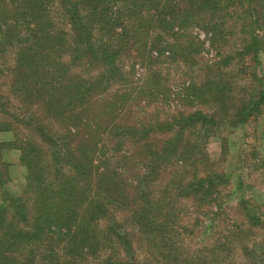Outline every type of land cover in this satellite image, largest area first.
<instances>
[{"label": "trees", "instance_id": "obj_1", "mask_svg": "<svg viewBox=\"0 0 264 264\" xmlns=\"http://www.w3.org/2000/svg\"><path fill=\"white\" fill-rule=\"evenodd\" d=\"M56 8L58 21L52 16ZM192 27L202 31L217 60L197 66L201 80L182 85L185 94L177 98L187 107L202 102L217 111L181 108L124 123L130 71L123 61L131 59L133 71L176 56L193 67L204 39L191 36ZM235 33L232 43L228 37ZM1 35L0 54L5 45L14 47L9 76L14 106L0 97V134L13 128L6 116H13L14 109L18 142L0 140V191L7 201H0V264H86L89 258L138 264L131 237L137 234L152 247L163 245L176 230L180 200L219 207L225 175L208 166L207 154L199 151L198 142L190 146L186 133L198 129L205 136L230 117L232 108L236 124L264 112L263 89L239 99L232 91L235 81L220 70L237 58L243 64L257 61L264 49V0H0ZM227 42L232 46L221 50ZM73 65L85 66V74L72 71ZM7 76L0 69V85ZM252 78L260 81L255 74ZM114 85L118 89H111ZM153 88L140 95H151ZM160 91L167 104L170 88ZM139 111L144 114L142 106ZM54 122L61 130L49 128ZM31 128L37 141L21 137ZM128 139L136 148L120 152ZM108 141L113 154L105 156ZM6 148L18 151L27 169L21 196L8 190L9 175L1 167L7 166L1 156ZM136 165L143 174L128 176ZM121 214L126 225L118 227L115 216ZM243 217L252 228H264L259 214L247 211ZM227 232L230 239L224 244H238ZM117 249L125 260L114 254ZM245 255V264H261L254 248Z\"/></svg>", "mask_w": 264, "mask_h": 264}, {"label": "rangeland", "instance_id": "obj_2", "mask_svg": "<svg viewBox=\"0 0 264 264\" xmlns=\"http://www.w3.org/2000/svg\"><path fill=\"white\" fill-rule=\"evenodd\" d=\"M54 15L56 21H58L59 8L52 11V16ZM59 26L61 27V24ZM189 33L195 38L204 39V45L199 50L200 52L198 51L200 54L194 55L193 60L196 65L193 67L189 66V61L184 62L176 56L174 59L161 57L158 61L153 60L154 62L151 63L146 60L149 66L147 63L139 67L134 66L133 71L130 68L134 64L132 60L125 59L123 61L125 70L130 71L126 76L129 82L124 87V93L129 96L125 107L127 110L122 111L127 115L124 123L133 122L137 118L147 121L156 116L158 118L159 116L164 117L165 114L175 113L181 108L185 110L201 108L209 112L217 111L218 107L215 109L209 104L204 105L202 102L193 103L190 107H187L185 103L181 104V101H178L177 95L183 96L185 94L182 85L187 84L189 81L201 80L202 72L198 70L197 66L217 60L216 50L209 47L208 40L203 38L202 31L199 28H189ZM237 37L236 34L231 38L228 37V39L233 43V40H237ZM230 42L221 47V50H229L232 46ZM2 46H4V43L1 35L0 47ZM238 60V58L234 59L227 69L220 68L221 71L226 73L225 79L235 81L232 91H235L237 98L245 97L255 90H264V49L258 52L257 61L254 63L246 59L247 63L243 64ZM191 62L193 61L191 60ZM13 66L14 47L5 45L3 53L0 54V69L2 73L5 72L8 76L1 79L3 84L0 85V97L6 96L14 106V94L10 92L12 88H10L11 80L9 77L13 74L11 72ZM73 66L72 71L75 73L80 72L84 75L87 70L85 66ZM221 71L215 69L213 73L222 74ZM253 74L257 75L260 81L253 80ZM118 86L114 85L111 89H118ZM143 86H145L146 91H149L153 86L158 87V90L153 88L150 91L151 95L142 93L145 94L142 96L140 91L144 90ZM166 87L171 90L167 104L162 99L164 92L160 91L166 90ZM115 99L118 100V98ZM139 99L141 101L137 103ZM239 99L236 102H240ZM143 100L148 104L147 106H143ZM140 106H142L144 114L139 111ZM230 106L233 105L230 104ZM234 110L235 108L228 110L230 117L234 115ZM11 113L14 116V109H11ZM225 114L227 113L223 112L221 117ZM13 116H6L8 120L10 119L13 128L10 131L2 132L0 140L10 142L11 145L15 143L17 145ZM230 117L226 116L220 125L214 127L205 136H202L198 129H191L186 133L191 143L190 146L198 142L197 148L199 151L207 154L208 166L219 174L225 175L227 182L220 187L219 207L212 208V204L202 205L194 199L180 200L177 204L176 230L167 235V241L165 240L163 245L157 243V246L152 247L150 243L144 241L137 234L131 237L130 240L138 264H245V252L252 251L253 248L255 256L258 255L259 262L264 264V228H252L249 224L243 223V216H246L247 211L252 214H259L264 220V112L254 114L244 124H236L234 119ZM58 125L60 126L58 122L49 123V128L53 131H59L61 128ZM31 130L23 131L24 136L21 137L37 141L36 132L32 128ZM133 142L129 139L123 141L119 151L134 150L136 147ZM111 146L112 143L108 141L106 152L102 149L105 156L113 154L109 152ZM42 147L43 150L46 149L44 145ZM1 153L3 161L7 162L6 167L3 165L1 167L3 170L6 169V171H3L4 176L5 173L9 175L8 190L14 197L21 196L25 193L26 166L19 161L18 151L6 148ZM202 163L204 164V162ZM62 166L67 168L66 164L62 163ZM133 167L128 169V176L134 173L138 176L143 174L144 168L137 165ZM197 168L200 175L205 174L203 165L197 164ZM24 197L27 198L26 195ZM1 200L7 202L0 191ZM241 200H244V204L240 202ZM12 211L13 209L9 211V214ZM115 221L119 223L118 227L126 225L122 214L116 215ZM131 229L133 228L130 227L129 230ZM228 230L233 232L238 244L231 245L228 242L224 244L227 239H230ZM254 240L257 244L253 247L250 242L252 243ZM242 246L248 249L243 250L241 249ZM114 254L118 256L117 258L126 259L123 251L119 249ZM117 260L113 259V264H116L115 261ZM86 264L103 263L98 259L89 258Z\"/></svg>", "mask_w": 264, "mask_h": 264}]
</instances>
